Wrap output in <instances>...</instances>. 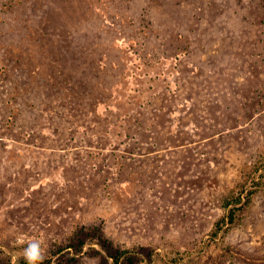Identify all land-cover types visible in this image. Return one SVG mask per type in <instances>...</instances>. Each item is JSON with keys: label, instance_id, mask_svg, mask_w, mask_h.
I'll list each match as a JSON object with an SVG mask.
<instances>
[{"label": "rangeland", "instance_id": "rangeland-1", "mask_svg": "<svg viewBox=\"0 0 264 264\" xmlns=\"http://www.w3.org/2000/svg\"><path fill=\"white\" fill-rule=\"evenodd\" d=\"M263 153L264 0H0V264H264Z\"/></svg>", "mask_w": 264, "mask_h": 264}, {"label": "trees", "instance_id": "trees-1", "mask_svg": "<svg viewBox=\"0 0 264 264\" xmlns=\"http://www.w3.org/2000/svg\"><path fill=\"white\" fill-rule=\"evenodd\" d=\"M263 163L264 170V153L260 157V161ZM262 180L264 176L260 179L255 180L252 185V189L247 193H240L238 195H229L224 198L222 202L223 215L214 223L212 231L209 233L208 238H206L202 243V248L197 251V254L201 255L203 250H205V245L210 242H217L222 237V234L227 232L229 227L236 222L242 209L250 203L255 194L262 186ZM101 237L98 238L100 240ZM77 244V241L71 240L66 246L62 247L61 251L64 254L69 253L72 255V259L76 258V255H82L83 253H88L90 250H95V244L99 243L97 241L90 240L86 242L81 240ZM96 240V239H95ZM105 244H101L100 247L105 250ZM144 247L139 248H122L115 249L114 252L108 250L104 253L107 259L106 264H188L194 259V254L196 252L183 251L180 250H164V249H153L147 252H143Z\"/></svg>", "mask_w": 264, "mask_h": 264}, {"label": "clouds", "instance_id": "clouds-1", "mask_svg": "<svg viewBox=\"0 0 264 264\" xmlns=\"http://www.w3.org/2000/svg\"><path fill=\"white\" fill-rule=\"evenodd\" d=\"M20 256L26 261V264H41L45 256V248L42 241L38 238L28 241L22 247Z\"/></svg>", "mask_w": 264, "mask_h": 264}]
</instances>
